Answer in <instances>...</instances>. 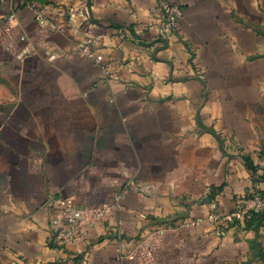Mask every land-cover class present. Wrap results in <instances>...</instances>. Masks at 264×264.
<instances>
[{
    "label": "crops",
    "instance_id": "1",
    "mask_svg": "<svg viewBox=\"0 0 264 264\" xmlns=\"http://www.w3.org/2000/svg\"><path fill=\"white\" fill-rule=\"evenodd\" d=\"M33 2L0 0V264H264V229L208 220L264 192V0Z\"/></svg>",
    "mask_w": 264,
    "mask_h": 264
},
{
    "label": "built area",
    "instance_id": "2",
    "mask_svg": "<svg viewBox=\"0 0 264 264\" xmlns=\"http://www.w3.org/2000/svg\"><path fill=\"white\" fill-rule=\"evenodd\" d=\"M20 4L27 6L41 23L48 22L45 8H39L36 3H26L24 0L20 1ZM152 12L153 16L150 19L149 26L155 27L160 37L170 39L177 36L179 23L183 17L180 6L167 1H159ZM259 192L256 188L252 189L248 193L250 198L247 195L231 213L225 215L218 214L217 204L212 203L208 220L216 227L219 236L223 235L224 230L231 226H244L251 213H264V194L262 195ZM106 215V207H64L60 211L59 217L53 221V228L59 232L57 238L61 243H64V245L76 244L79 241L77 230L103 221ZM197 222L195 220L193 224ZM261 229H264V227Z\"/></svg>",
    "mask_w": 264,
    "mask_h": 264
},
{
    "label": "trees",
    "instance_id": "3",
    "mask_svg": "<svg viewBox=\"0 0 264 264\" xmlns=\"http://www.w3.org/2000/svg\"><path fill=\"white\" fill-rule=\"evenodd\" d=\"M22 1V0H19ZM26 3H34L33 0H24ZM264 178V176H263ZM260 194H264V192H259ZM250 198V195H248ZM245 226L248 229L259 231L262 227H264V213H251L250 217L247 218Z\"/></svg>",
    "mask_w": 264,
    "mask_h": 264
}]
</instances>
